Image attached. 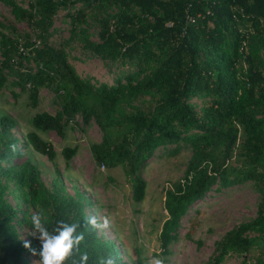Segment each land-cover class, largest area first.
I'll use <instances>...</instances> for the list:
<instances>
[{
    "label": "trees",
    "instance_id": "1",
    "mask_svg": "<svg viewBox=\"0 0 264 264\" xmlns=\"http://www.w3.org/2000/svg\"><path fill=\"white\" fill-rule=\"evenodd\" d=\"M0 2L30 30L20 33L0 22V90L17 88L11 95L25 93L30 108L37 106L40 88L53 94L54 112H35L33 129L63 136L68 125L80 128L93 121L101 133L88 146L95 165L122 166L134 202L144 196L138 171L145 161L156 151L187 144L192 155L182 177L163 193L160 254L169 253L181 219L213 186L219 190L250 181L259 193L255 216L215 240L205 264H221L230 254L240 258L237 264H264V0ZM60 8L66 10L70 31L78 30L81 49L117 66L112 83L79 77L63 42L50 40ZM94 8L101 9L95 17L97 41L80 27ZM141 94L151 95V101L143 107L132 104ZM194 97L203 102L197 110L190 102ZM13 127L11 117L0 116V264H29L27 255L37 249L21 242L12 221L22 219L5 199L1 177L24 187V200L47 212L49 231L61 221L79 225L77 234L83 233L84 240L65 264L79 261L81 252H87V264H99L110 254L116 264H125L96 229L85 226L80 193L67 195L58 179L46 188L28 159L10 163L21 156ZM24 142L47 159L54 157L51 143L35 131H27ZM75 151L76 146H64L60 153L68 161Z\"/></svg>",
    "mask_w": 264,
    "mask_h": 264
},
{
    "label": "rangeland",
    "instance_id": "2",
    "mask_svg": "<svg viewBox=\"0 0 264 264\" xmlns=\"http://www.w3.org/2000/svg\"><path fill=\"white\" fill-rule=\"evenodd\" d=\"M25 6L27 0H16ZM106 12L114 8L106 7ZM66 10L58 9L53 18L50 40L63 42L66 58L82 79L94 84L112 83L117 66H110L81 49L78 30L70 31ZM101 9L88 10L80 27L85 29L88 39L97 41V22L95 17ZM0 22L13 25L20 33L30 32L27 25L16 22L10 16L7 7L0 2ZM5 32L4 30H2ZM11 91L15 87L5 86L0 90V116L7 115L14 121L11 129L17 138L15 148L20 157L13 156L11 164L28 159L40 172L43 185L50 189L55 180H60L67 195L81 194L85 215H94L100 223L108 220V227L96 229L101 240L107 242L125 264H149L153 259H162L163 264H205L215 240L234 225L252 219L256 214L259 193L252 182L212 190L202 201L194 204L180 221L176 240L169 245V253L160 254L157 235L166 213L163 209V193L170 183L182 177L184 168L192 155V149L181 142L171 152L156 151L140 167L138 174L145 182L144 196L139 202L132 201L130 181L122 166L106 168L95 165L89 151V144L100 140V130L93 121L87 125L65 128L63 136L53 131L33 129L30 124L35 112L53 113L55 104L53 94L47 88H40L38 104L30 108L26 103V94L17 97ZM151 95L141 94L132 100L139 107L146 106ZM190 102L197 110L203 103L194 97ZM33 130L43 140L51 143L54 157L49 160L29 146L25 145L24 134ZM64 146H76L73 156L65 161L61 156ZM173 147V146H170ZM58 173V174H57ZM5 185V199L18 210V217L12 224L23 244L29 242L40 248L39 241L30 235L32 225L30 216L47 212L27 203L23 198L25 188L13 180L1 177ZM29 264H40L39 256L30 252ZM240 258L230 254L221 264H237Z\"/></svg>",
    "mask_w": 264,
    "mask_h": 264
},
{
    "label": "clouds",
    "instance_id": "3",
    "mask_svg": "<svg viewBox=\"0 0 264 264\" xmlns=\"http://www.w3.org/2000/svg\"><path fill=\"white\" fill-rule=\"evenodd\" d=\"M14 147V146H13ZM32 231L30 235L37 239L40 244L39 250L31 249L33 255L39 256L40 264H65V261L73 256L74 250L79 252V246L84 240L83 233L77 234L78 224H68L58 222L57 226L49 231L47 219L42 213H33L30 216ZM85 226L93 229H103L108 227V220L104 219L100 223L96 216L89 215L86 217ZM25 248H31L29 242H25ZM89 257L87 252H81L79 261H73V264H87ZM99 264H116V258L111 254L107 258H102ZM149 264H163L162 259H153Z\"/></svg>",
    "mask_w": 264,
    "mask_h": 264
}]
</instances>
